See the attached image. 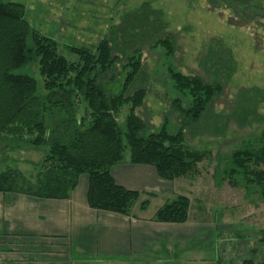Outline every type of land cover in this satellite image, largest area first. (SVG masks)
<instances>
[{"label": "trees", "instance_id": "trees-1", "mask_svg": "<svg viewBox=\"0 0 264 264\" xmlns=\"http://www.w3.org/2000/svg\"><path fill=\"white\" fill-rule=\"evenodd\" d=\"M230 1L245 5L254 0ZM259 1L264 6V0ZM26 15L24 5L0 0V143H23L46 148V152L36 184H19L14 170L0 172L1 194L66 200L78 178L86 175L90 209L135 218L132 211L140 194L118 186L111 176L112 168L125 161L126 151L129 164L151 167L160 180L171 183L190 175L202 160L186 148L184 130L205 122L219 136L229 121L241 128L264 121L259 113L264 90L255 87L239 91L230 114H210V105L235 73L231 53L214 40L200 62L209 80L168 69L174 90L190 101L188 107L180 99L171 102L180 122L177 133L169 134L165 124L159 132L147 133L146 123L134 113L143 105L146 91L127 94L143 72L140 50L161 47L168 57L176 52L174 38L167 35L164 12L148 2L126 13L119 25L109 27L97 45L66 46L76 63L58 53L54 40L32 30ZM120 61L127 73L120 93L111 94L103 78ZM33 63L43 81V94H38L35 79L14 73ZM126 105L130 112L122 129L117 115ZM260 139L257 148L245 147L226 158L223 174L230 186L258 192L264 205V130ZM148 204L147 200L140 202L139 211H145ZM189 211V198L178 195L164 203L151 221L183 225ZM241 264L255 263L243 259Z\"/></svg>", "mask_w": 264, "mask_h": 264}, {"label": "rangeland", "instance_id": "rangeland-1", "mask_svg": "<svg viewBox=\"0 0 264 264\" xmlns=\"http://www.w3.org/2000/svg\"><path fill=\"white\" fill-rule=\"evenodd\" d=\"M2 1L24 5L31 29L54 40L58 53L74 63L76 59L66 53V46L97 45L109 27L119 25L126 13L142 3L148 2L153 8L161 9L168 24L167 35L175 40L176 52L168 57L161 47L142 48L140 62L143 72L127 92L130 95L138 89L146 91L143 105L134 113L146 123L148 134L159 132L164 124L169 134L177 133L180 122L171 109V102L180 99L183 106L188 107L190 101L174 90L168 69L209 80L200 62L211 41L221 42L231 53L235 73L223 93L210 105V114H230L242 89L255 87L264 90V6L259 0L245 5L230 0ZM124 66L125 63L120 61L104 76L103 84L109 93H120L127 73ZM14 73L35 79L38 94H43L37 63ZM129 112L130 105L123 106L118 112L117 122L122 129ZM259 113L264 118V105L259 108ZM79 114H83L81 107ZM263 130L264 121L243 128L229 121L224 134L219 136L214 135L205 122L184 130L186 148L202 158L190 175L173 183L176 196L183 195L190 200L188 221L192 226L198 224L197 232L191 237L174 239L170 243L166 241L159 245L160 250L149 249L145 255L128 262L85 258L67 264H241L243 259H252L255 264L264 263L263 202L258 192L230 186L223 174L226 158L245 147L257 148L262 144L260 135ZM45 152L46 148L1 142L0 172L14 170L19 184L23 181L36 184L40 172H43L41 162ZM124 156L128 158V151ZM147 201L145 211L133 209L134 216L153 217L166 200L150 198ZM1 242L8 248L5 251L11 254L20 253L18 251L22 248L20 258L26 262L39 253H46L40 252L45 248L49 250L47 254L52 252L53 261L48 264H65L67 261L56 244H36L34 249L37 252H29L28 245L16 243L14 246L7 237Z\"/></svg>", "mask_w": 264, "mask_h": 264}, {"label": "crops", "instance_id": "crops-1", "mask_svg": "<svg viewBox=\"0 0 264 264\" xmlns=\"http://www.w3.org/2000/svg\"><path fill=\"white\" fill-rule=\"evenodd\" d=\"M111 176L118 186L138 192L139 203L150 198L166 200V203L176 197L174 182L160 180L151 167L129 164L128 158L112 168ZM87 189L88 178L81 175L66 200L0 193V264H48L53 261L52 252L47 254V248L40 250L46 253H39L27 262L20 258L22 248L20 253L6 252L8 248L1 242L5 237L14 246L16 243L28 245L29 252H37L36 244H56L66 257L65 264L85 258L121 263L138 259L149 249L160 250L159 245L166 241L188 238L197 232L198 224L192 226L189 221L183 225L160 224L151 221L152 217L127 218L92 210L86 202ZM139 203L134 209H138Z\"/></svg>", "mask_w": 264, "mask_h": 264}]
</instances>
